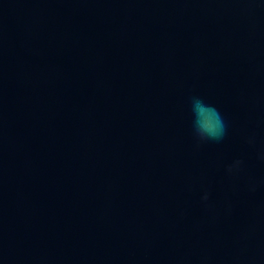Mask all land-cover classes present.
Returning <instances> with one entry per match:
<instances>
[{
	"label": "water",
	"instance_id": "obj_1",
	"mask_svg": "<svg viewBox=\"0 0 264 264\" xmlns=\"http://www.w3.org/2000/svg\"><path fill=\"white\" fill-rule=\"evenodd\" d=\"M261 154L255 0H0V264H264Z\"/></svg>",
	"mask_w": 264,
	"mask_h": 264
},
{
	"label": "clouds",
	"instance_id": "obj_2",
	"mask_svg": "<svg viewBox=\"0 0 264 264\" xmlns=\"http://www.w3.org/2000/svg\"><path fill=\"white\" fill-rule=\"evenodd\" d=\"M255 3L259 7H264V0H255ZM189 100L193 104L190 112L191 130L196 140L201 143L223 141L227 135L228 126L220 109L199 95H192ZM261 158L264 159V154H261ZM241 165V160H233L227 165L226 171L233 174L240 169ZM200 199L202 202H207L208 191H203Z\"/></svg>",
	"mask_w": 264,
	"mask_h": 264
}]
</instances>
